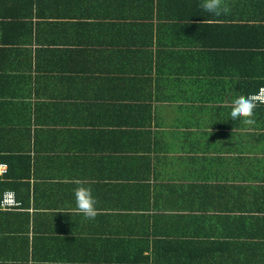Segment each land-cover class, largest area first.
Returning a JSON list of instances; mask_svg holds the SVG:
<instances>
[{"label":"crops","instance_id":"0c3cea01","mask_svg":"<svg viewBox=\"0 0 264 264\" xmlns=\"http://www.w3.org/2000/svg\"><path fill=\"white\" fill-rule=\"evenodd\" d=\"M223 2L0 0V264H264V0Z\"/></svg>","mask_w":264,"mask_h":264},{"label":"clouds","instance_id":"9594fccd","mask_svg":"<svg viewBox=\"0 0 264 264\" xmlns=\"http://www.w3.org/2000/svg\"><path fill=\"white\" fill-rule=\"evenodd\" d=\"M201 11L207 12L214 16L227 15L230 13V8L223 0H201L197 6ZM231 109L230 118L233 121H241L245 126H252L256 123L255 109L257 102L252 96L237 95L229 104ZM75 207L66 212L71 215H83L87 220H95L99 214V209L96 207L98 201L93 196L92 188L85 186L83 182H78V186L73 189ZM61 212V211H59ZM4 264H14L11 261H5ZM31 264H48L33 260Z\"/></svg>","mask_w":264,"mask_h":264},{"label":"built area","instance_id":"2783aa9c","mask_svg":"<svg viewBox=\"0 0 264 264\" xmlns=\"http://www.w3.org/2000/svg\"><path fill=\"white\" fill-rule=\"evenodd\" d=\"M249 96H252L257 104L264 105V85L260 86L255 93H252ZM20 204V201L16 199L15 193L13 191L6 190L3 192L2 199L0 201V206L2 208L18 207Z\"/></svg>","mask_w":264,"mask_h":264},{"label":"trees","instance_id":"16d2710c","mask_svg":"<svg viewBox=\"0 0 264 264\" xmlns=\"http://www.w3.org/2000/svg\"><path fill=\"white\" fill-rule=\"evenodd\" d=\"M264 85V79H262L261 81H259L258 82V84H257V86H256V88L254 89V91H251L252 93H255L258 89H259V87L260 86H263ZM250 92V91H249ZM251 93V94H252ZM247 94H248V92H247ZM250 95V94H249ZM249 95H247V96H249Z\"/></svg>","mask_w":264,"mask_h":264}]
</instances>
